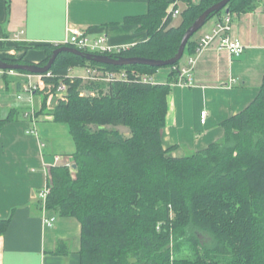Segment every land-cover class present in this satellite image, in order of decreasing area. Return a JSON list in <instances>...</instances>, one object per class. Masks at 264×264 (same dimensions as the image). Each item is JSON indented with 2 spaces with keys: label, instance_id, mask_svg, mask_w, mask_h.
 Instances as JSON below:
<instances>
[{
  "label": "trees",
  "instance_id": "16d2710c",
  "mask_svg": "<svg viewBox=\"0 0 264 264\" xmlns=\"http://www.w3.org/2000/svg\"><path fill=\"white\" fill-rule=\"evenodd\" d=\"M185 1L180 23L170 26L169 3L148 0L145 14L124 20L141 25L147 40L108 55L172 57L187 27L219 0ZM257 5L258 0H230L226 8L232 14ZM103 27L90 31L100 33ZM192 37L184 57L195 53L198 38ZM59 46L71 45L30 48L47 53L38 64L43 66ZM5 57L0 59L33 63ZM182 58L164 66L169 69L165 83L136 75L151 77L159 67L102 64L67 51L57 55L51 75L44 76L53 89L59 81L67 85L66 100L58 101L52 116L67 125L76 164L73 175L64 165L50 168L46 208L80 223L81 264H264V78L255 97L222 121L218 140L177 157L174 146H164L162 129ZM74 67L124 69L127 78L103 82L69 76ZM7 225L0 219V235Z\"/></svg>",
  "mask_w": 264,
  "mask_h": 264
},
{
  "label": "crops",
  "instance_id": "0c3cea01",
  "mask_svg": "<svg viewBox=\"0 0 264 264\" xmlns=\"http://www.w3.org/2000/svg\"><path fill=\"white\" fill-rule=\"evenodd\" d=\"M166 1L168 12L180 10L170 23L176 26L187 3ZM147 11L148 0H0V58L15 44L13 36L20 31L19 42L28 45L59 44L68 28L96 35L99 32L90 28L104 26L100 33L110 44L129 47L147 40V33L141 25L124 20ZM231 16L230 35L242 42L243 52L234 56L210 46L197 56L190 84L171 83L162 140L165 147L174 146V156H184L218 140L223 135L222 121L241 111L262 83L264 0H258L251 11ZM217 20L218 16L212 17L196 37L209 32ZM40 57L38 54L34 59ZM168 76L167 68L162 74L165 81L159 82H168ZM28 79L26 73L0 72V219L8 220L0 235V264H81L80 223L46 209L55 222L44 225L38 197L39 190L50 183V168L63 165L55 163L54 157L73 156L75 143L72 149L64 124L53 119L52 110L59 100L51 94L50 84L44 81V88L29 94L24 89ZM30 80L37 81V77ZM202 110L207 112L204 123L200 122Z\"/></svg>",
  "mask_w": 264,
  "mask_h": 264
},
{
  "label": "built area",
  "instance_id": "2783aa9c",
  "mask_svg": "<svg viewBox=\"0 0 264 264\" xmlns=\"http://www.w3.org/2000/svg\"><path fill=\"white\" fill-rule=\"evenodd\" d=\"M172 16H175L180 13V10L175 8L171 10ZM231 20L232 16L230 13L224 12L220 19H218L214 26L211 28L209 32L203 33L198 38V44L195 49V53L193 55L187 56L185 62L180 63L178 66V77L175 83L177 84H190L192 77V69L194 67L197 56L206 48L210 46H215L218 49H226L231 55L239 56L243 50L244 46L242 42L238 38H234L230 35L231 30ZM23 32L20 31L13 36L15 41H20V35ZM61 44H69L74 48L86 50L92 53L99 54H113L119 53L122 50L128 48L125 45H112L109 43L107 36L104 33H98L96 35H92L85 30H80L78 28H68V33L65 39L61 42ZM84 77L88 80H100L103 82H111L113 80H122L127 78L126 71L121 69L119 71H109V70H100L95 67H86L84 68ZM0 72H4L0 70ZM51 73H47L46 75H36L38 77L37 81H31V77L35 75L28 74V83L25 86V91L31 94L33 91L39 90L40 88H44V76H50ZM140 79L144 82L149 81L152 82V78L146 74H136ZM46 83V82H45ZM153 83V82H152ZM53 95L58 97V100H66L67 95V85L63 81H59L56 88L53 89ZM207 119V112L202 110L200 112V122L204 123ZM55 163H63L64 166L72 168L71 162L68 159L55 156ZM50 187L49 185H45L39 190L38 197L42 202V220L44 225L52 226L55 222L54 216H49L46 214V198L49 194Z\"/></svg>",
  "mask_w": 264,
  "mask_h": 264
},
{
  "label": "water",
  "instance_id": "95a60500",
  "mask_svg": "<svg viewBox=\"0 0 264 264\" xmlns=\"http://www.w3.org/2000/svg\"><path fill=\"white\" fill-rule=\"evenodd\" d=\"M229 1L230 0H219L214 4H212L211 6L207 7L205 10H203L184 31L176 53L172 57L167 59L125 57V56L111 57L106 54L83 52L71 46H59L52 52L49 60L43 66L38 65L36 63H23V64L8 63L0 59V70L3 71L23 70L28 72L29 74L42 75L49 71L55 58L62 51H67L75 55L81 56L82 58L87 59L89 61H94L102 64H111L118 66L141 64V65H147V66L159 67V68L168 65H173L182 58L188 40L204 26V24L211 18V16H213L215 13L221 10H224L226 13H229V9L226 8V5ZM72 168L74 169L76 168L75 163L72 164Z\"/></svg>",
  "mask_w": 264,
  "mask_h": 264
},
{
  "label": "rangeland",
  "instance_id": "374dc122",
  "mask_svg": "<svg viewBox=\"0 0 264 264\" xmlns=\"http://www.w3.org/2000/svg\"><path fill=\"white\" fill-rule=\"evenodd\" d=\"M211 20H212V18H210L200 30L205 28L210 23ZM200 30H198L196 32V34H198L200 32ZM196 34H194V36L192 38H194ZM38 54L41 57H40L39 60H35L34 57L38 56ZM4 56H6L5 59L8 60V61L18 60L20 62L26 61V62H33V63H36V64H41L47 58V53L45 51H43V50L30 48V45H28V44H26L24 42L16 41L15 44H11L7 48V52L4 54ZM184 58L185 57L183 56L182 59H184ZM157 70H158L157 74L153 75V80L156 83H160L162 81H165L164 77H162V74H164V72H167V68L161 67V68H158ZM14 72H17V71H14ZM83 72H84V69L82 70V68H80V67H75V68H72L71 72H69V73L71 74L70 76L74 77V76H80V75L84 74ZM37 79H38V77H37ZM50 88L53 91L54 85L50 84ZM63 126L65 128V134H66L67 138L69 137L71 142H72V149H73V144L74 143H73V139H71L68 127H67L66 124H64ZM107 127H110V126H107ZM117 128L122 133H125V134L127 133V129L125 127L119 126ZM68 160H69V162H71V164L74 163V162H72L73 161V156L72 155H70V157H68ZM68 168H69V171L71 172V174L73 175L74 174V172H73L74 168L73 169H71L70 167H68Z\"/></svg>",
  "mask_w": 264,
  "mask_h": 264
}]
</instances>
